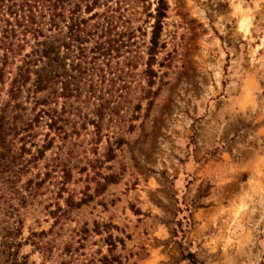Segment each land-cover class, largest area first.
Listing matches in <instances>:
<instances>
[{
	"label": "rangeland",
	"instance_id": "374dc122",
	"mask_svg": "<svg viewBox=\"0 0 264 264\" xmlns=\"http://www.w3.org/2000/svg\"><path fill=\"white\" fill-rule=\"evenodd\" d=\"M167 2L150 60L158 0H62L74 91L47 105L34 75L12 91L31 44L0 41V243L30 264H264V0ZM82 42L105 46L93 95Z\"/></svg>",
	"mask_w": 264,
	"mask_h": 264
},
{
	"label": "trees",
	"instance_id": "16d2710c",
	"mask_svg": "<svg viewBox=\"0 0 264 264\" xmlns=\"http://www.w3.org/2000/svg\"><path fill=\"white\" fill-rule=\"evenodd\" d=\"M61 1L62 0H0V41L1 45L7 47V49L14 51V43L9 41L11 37H17V39L31 44V50L25 54L26 67H20L18 76L13 79L12 91H18L24 82L32 79L34 75L33 85L34 92L39 93L42 91H48V95L42 99L36 98V102L39 104L47 105L50 100L61 96V94L68 93V96L74 91L71 87V81L65 83V87L61 92L58 88V84L61 82V63L59 61V35L58 30L60 27L61 13ZM167 0H158L156 7V13L153 15L155 23L153 25L151 46H150V60L154 59V55L160 45V37L163 28L164 18L167 16L168 11ZM90 9L91 6H88ZM86 20L84 18H75L72 16L71 24L69 25L71 38L75 40L82 39V33L84 31L83 23ZM4 22L5 25L1 24ZM48 31V32H47ZM21 44H18V46ZM70 45V44H69ZM80 58L77 63L78 70L82 75H88L85 80L91 81L89 85V93L93 95L96 91V83L91 78L94 73H99L102 68L98 62V54L105 52V46L102 42H97L91 50L95 53L91 57V61L88 62L87 55L85 54L86 47L83 46V42L79 45ZM84 57L86 59H84ZM87 60V61H86ZM91 63V66L89 64ZM40 64H42L41 68ZM33 66L36 67L33 70ZM150 66V65H149ZM153 72V70H151ZM93 72V73H90ZM70 77L73 75L70 74ZM78 89V88H77ZM112 110V107H111ZM96 119H93V123L99 128L100 120L105 114L104 105H100L96 110ZM45 114L49 117L47 125L52 130H55L59 135L67 132L64 130L65 126L62 121L61 112L57 109L42 108L39 112V117ZM0 131H4V123L0 122ZM51 141L48 146L51 145ZM113 151V150H112ZM114 154H112V157ZM65 173L69 172L64 169ZM68 175V174H66ZM13 230H7L5 237L13 234ZM22 242H9L7 238L0 243V264H30L29 257L26 254H21L20 248Z\"/></svg>",
	"mask_w": 264,
	"mask_h": 264
}]
</instances>
